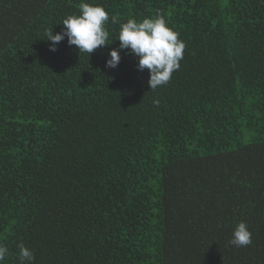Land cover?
<instances>
[{"label":"trees","instance_id":"1","mask_svg":"<svg viewBox=\"0 0 264 264\" xmlns=\"http://www.w3.org/2000/svg\"><path fill=\"white\" fill-rule=\"evenodd\" d=\"M81 2L108 44L51 51ZM157 13L186 47L153 91L130 50L106 61ZM0 243L4 264L21 243L33 264H264V0H0Z\"/></svg>","mask_w":264,"mask_h":264},{"label":"clouds","instance_id":"2","mask_svg":"<svg viewBox=\"0 0 264 264\" xmlns=\"http://www.w3.org/2000/svg\"><path fill=\"white\" fill-rule=\"evenodd\" d=\"M109 18L110 14L103 5L81 2L78 13L63 19L60 32L54 33L53 28L46 29L43 39L51 41L50 50L56 51V46L67 37V43L75 46L79 54L87 53L90 56L98 47L108 44L110 33L106 25ZM111 22H118L115 16L111 17ZM118 40L119 48L110 50L106 67H117L121 59L120 50H130L138 58L137 69L149 71L148 86L153 91L166 85L172 74L179 70L186 47L179 33L160 13L155 17H145L139 21L131 18L121 23ZM228 243L236 248L252 244V232L246 221L237 223ZM18 249L19 264H33L34 251L22 243ZM8 254L7 246L0 243V264H4Z\"/></svg>","mask_w":264,"mask_h":264},{"label":"rangeland","instance_id":"3","mask_svg":"<svg viewBox=\"0 0 264 264\" xmlns=\"http://www.w3.org/2000/svg\"><path fill=\"white\" fill-rule=\"evenodd\" d=\"M226 0H221V2H225Z\"/></svg>","mask_w":264,"mask_h":264}]
</instances>
